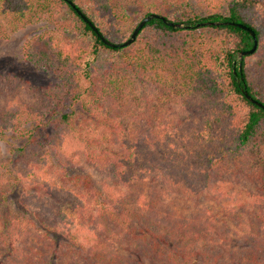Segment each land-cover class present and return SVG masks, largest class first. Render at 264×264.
<instances>
[{
  "label": "trees",
  "instance_id": "trees-1",
  "mask_svg": "<svg viewBox=\"0 0 264 264\" xmlns=\"http://www.w3.org/2000/svg\"><path fill=\"white\" fill-rule=\"evenodd\" d=\"M70 1L113 44L124 43L151 14L193 28L152 20L134 44L113 48L64 0H0V38L42 20L53 25L25 52L57 82L40 108L31 107L29 127L13 138L2 164H18V179L8 178L10 170L0 173V204L19 189L32 207L28 218L9 212L3 219L0 264H264L263 221L250 228V242L236 243L211 208L183 215L166 205L175 188L207 192L233 179L264 209V109L244 95L264 104L263 2ZM192 4L208 10L194 15ZM230 22L258 40L242 61L254 39L224 24ZM202 23L220 25L197 27ZM158 95L181 102L164 107L184 129L194 126L191 147L176 138L164 143L168 110L156 105ZM140 107L134 117L143 123L136 124L132 113ZM5 119L0 115V125ZM52 151L61 160L59 178L51 176ZM84 166L103 179L71 174ZM5 179L11 184L2 190Z\"/></svg>",
  "mask_w": 264,
  "mask_h": 264
},
{
  "label": "rangeland",
  "instance_id": "rangeland-1",
  "mask_svg": "<svg viewBox=\"0 0 264 264\" xmlns=\"http://www.w3.org/2000/svg\"><path fill=\"white\" fill-rule=\"evenodd\" d=\"M260 1L264 4V0ZM225 7L226 6L222 7V9L225 10ZM207 10L208 9L203 5L194 4L190 12H193L194 15L204 14ZM262 11H264V8ZM52 27L53 25L50 22L42 20L39 23L29 25L22 30L11 33L7 38H0V115L6 118V124L0 125V173L10 170V172L7 173L8 178L15 177L18 179V164L11 165L8 169L6 167L5 169L2 168L3 162L8 163L11 158L9 152L11 145L9 144H12L11 142L14 141L13 138L17 140V137H21L19 134L20 130L23 132L24 128L29 127V120L32 119H30V114L32 112L31 107L36 106V108H40L42 105L41 103H43L45 99V91L57 85V82L53 80L51 76H47L43 71L36 69L35 65L28 60L25 52L26 45L29 44L35 35L52 29ZM158 99L156 105L159 106L163 104V107L159 108L165 112L168 108H166V106L164 107V104H176L178 107H180L179 103L181 104V102H178V99H170L162 95H158ZM138 110L141 112L144 110V107L136 109L132 113L133 118L130 115L127 117L128 119L132 118L136 124H141L143 123L142 120H140L141 116L134 117ZM171 110L172 109L168 110L164 114L166 118L165 123L167 124H163L167 126V129L162 132L164 135V143H166L168 139L176 138L180 141L179 145L184 143L191 147L197 142L196 134L194 133V135L192 133L194 126L189 124V129H184V127L178 125L179 117H174V111ZM14 115H16V119L11 117ZM85 117H87L86 113L81 111L80 120H85ZM177 126L180 127L177 128ZM187 129L188 131H186ZM185 136H189L190 138L186 140ZM164 152L163 149L157 148L156 154L162 155ZM55 157L56 153L52 151L51 157L49 158L52 167L51 176L52 178H59L58 176L62 173L57 171V163L59 161L61 162V160L57 157L55 159ZM84 168V171L71 168V174L87 172L96 182H100L103 179L101 174L97 173L96 170L91 167L84 166ZM29 180L31 179L29 178ZM10 184L11 183L5 179L2 190H7ZM31 186L33 187L32 192H37L32 182ZM244 187L247 190L246 185H238L233 179H225L224 181H220L213 190L207 192L197 190L195 192H185L183 189L181 192H177V188H175L170 190L166 205L183 215H190L201 208H211L221 221H225L227 226H230L229 231L234 236L236 243L241 241L250 242V228L262 221L264 222V209L260 204H255ZM11 194L8 202L0 204V216L3 217L0 219V237L4 232L5 222L3 219H5L9 212L14 214L15 217L28 218L27 216H30L26 213V210L29 211L28 209L32 207L28 199L22 195L19 189ZM2 196L3 194L0 192V200L3 199ZM50 200L56 202L55 198ZM67 212L70 211L67 210ZM59 227L61 228L62 226L59 225ZM71 228L74 229V227ZM63 234L66 235L65 233ZM62 239H68V237H63ZM2 261L6 262V259H2Z\"/></svg>",
  "mask_w": 264,
  "mask_h": 264
},
{
  "label": "water",
  "instance_id": "water-1",
  "mask_svg": "<svg viewBox=\"0 0 264 264\" xmlns=\"http://www.w3.org/2000/svg\"><path fill=\"white\" fill-rule=\"evenodd\" d=\"M66 1L68 4H70L75 10H77L78 14L81 16V18L100 36L101 40L108 46L113 47V48H125V47H129L132 44L135 43L137 36L139 35V33L142 31V29L145 27V25L149 22H151L152 20H162L165 24H167L168 26L174 28V29H192L193 26L187 25V24H182V23H174V22H170L168 21L165 17L158 15V14H151L147 17H145L139 24L138 26L135 28V30L133 31V33L131 34L130 38L125 41L122 44H113L111 42H109L107 39H105L102 35L99 34L98 30L96 29V27L90 22V20L80 11L76 8V5L70 1V0H64ZM226 25H231V26H236L238 28H241L247 32H249L251 34V36L254 39V45L250 50L247 51H243L239 54V59L242 61L244 59V57L246 56H251L253 55L257 48H258V40L256 38V34L253 30H251L250 28H248L247 26H244L243 24H237V23H224ZM211 25H220V23H202V24H198L197 27H204V26H211ZM241 66V65H240ZM244 95L246 96V98L248 100H250L253 104L259 106L260 108L264 109V104L259 103L258 101L254 100L246 91L244 92Z\"/></svg>",
  "mask_w": 264,
  "mask_h": 264
}]
</instances>
